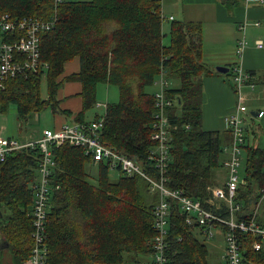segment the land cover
<instances>
[{
    "label": "trees",
    "instance_id": "trees-1",
    "mask_svg": "<svg viewBox=\"0 0 264 264\" xmlns=\"http://www.w3.org/2000/svg\"><path fill=\"white\" fill-rule=\"evenodd\" d=\"M161 1L0 0V13L19 17L55 14L54 25L40 33L39 71L5 81L0 87V111H6L9 103L15 105L19 117L46 105L58 109L54 103L56 90L64 81L60 77L64 64L77 57L79 69L67 76L81 84L83 106L77 122L101 119L102 142L135 157L143 170L155 175L157 168L148 155L156 144L151 137L154 93L158 89L154 81L163 68L168 80L164 91L171 100L166 112L175 126L171 127L168 185L226 215L225 201L212 192V168L223 166L224 151L231 140L224 144L218 131L203 129L198 100L202 77L212 72L224 75L236 91L233 70L230 67L221 73L208 66L203 60L200 22L169 19L161 10ZM240 1L222 0L227 6ZM43 74L45 98L40 94ZM98 83L116 85L118 98L100 103ZM95 106L104 109L86 120L85 111ZM257 128L251 122L245 125V142L241 145V151L246 152L245 181H238L235 199L240 204L236 214L245 219L254 215L253 203L264 193V149L246 143L249 134L256 135ZM51 150L54 165L46 218L47 264L119 263L127 252L152 255L159 194L149 190L148 181L136 173L120 174L111 180L106 163L93 162L82 146L67 141L52 143ZM40 155L38 145L25 146L0 160V264L6 247L13 264H29L33 227L30 182L37 176ZM93 163L97 166L96 183L90 180ZM149 193L158 197L150 201ZM168 201L167 263L210 264L208 247L196 236L198 225L186 223V213L179 203L172 198ZM237 233L240 264H264V239L255 249L253 243L261 240L260 235ZM223 264H228L227 260Z\"/></svg>",
    "mask_w": 264,
    "mask_h": 264
},
{
    "label": "built area",
    "instance_id": "built-area-1",
    "mask_svg": "<svg viewBox=\"0 0 264 264\" xmlns=\"http://www.w3.org/2000/svg\"><path fill=\"white\" fill-rule=\"evenodd\" d=\"M168 18L172 19L173 16L169 15ZM54 22L55 14L49 17L28 15L19 17L7 12L0 13V87H3L5 81L11 77H24L39 71L42 65L40 60V33L50 29ZM244 44L245 38L243 36L237 44L238 53H241ZM261 44L258 42V45ZM232 70L236 103L227 115L231 142L228 146V156L222 161L227 170V178L223 186H216L212 189L214 196L221 197L225 201L226 215L207 208L199 198L185 194L182 189L168 185L167 164L172 139L171 127L173 129L175 126L170 123L166 112L171 100L165 95L164 88L167 86L168 80L164 75L163 68L154 81L158 85V89L154 93L156 111L151 137L156 140V144L150 149L148 155V159L154 161L155 164H153L157 168L155 175L143 170L135 157L127 156L102 142L100 138L101 119L63 123L57 128H45L40 137L29 141H21L13 136H0V160H4L10 151L25 146L38 145L41 152L37 176L30 184L33 194L31 206L33 227L30 233L29 264H47L46 218L51 190L50 173L54 165L51 144L64 141L82 146L95 163L103 161L108 168L118 170L121 174L132 175L136 173L143 176L149 183V190L159 194V200L154 209L156 233L152 242V264H168L167 225L168 214L170 213L168 198L176 200L180 208L185 211V222L189 225L200 226L207 238L214 235L215 228H220L223 231L224 256L228 264H240L241 245L238 230L260 235L261 240H256L253 243V247L259 249L264 239V226L256 221L254 215L245 219L239 218L236 214L240 209V204L236 201L235 196L238 186L241 145L245 142L244 120L249 118L251 114L248 112L245 97L241 90L247 73L240 66H233ZM262 114L263 110L257 112V115ZM224 149L227 147L225 146ZM244 181L243 179L242 182Z\"/></svg>",
    "mask_w": 264,
    "mask_h": 264
},
{
    "label": "crops",
    "instance_id": "crops-1",
    "mask_svg": "<svg viewBox=\"0 0 264 264\" xmlns=\"http://www.w3.org/2000/svg\"><path fill=\"white\" fill-rule=\"evenodd\" d=\"M161 2V10L166 17L172 15L175 19L200 22L203 60L208 66L215 68L218 64H225L229 69L240 66L247 73L241 90L251 114L249 121L258 128L256 135L248 136V140L253 141L247 140L246 143L264 149V0H241L233 6L223 4L222 0H162ZM243 36L245 44L241 53H238L237 44ZM258 42L262 44L258 45ZM78 69L77 57L65 62L60 76L64 81L56 90L57 100L54 103L58 109L52 108L54 113L52 127L45 128H56L63 123L78 121L77 113L83 106L79 94L81 84L77 80L67 78ZM235 101L236 93L224 75L212 72L202 77V92L198 100L201 125L205 130L218 131L224 144H228L231 140L227 115L232 111ZM259 110H263L262 115H257ZM98 112L101 111L95 106L85 111L84 118L89 120ZM42 132L21 141L37 139ZM228 152V149L224 151L225 158ZM253 206L256 221L264 226V193L253 203ZM195 230H199L205 236L200 227L196 226ZM220 231L224 238L223 231Z\"/></svg>",
    "mask_w": 264,
    "mask_h": 264
},
{
    "label": "rangeland",
    "instance_id": "rangeland-1",
    "mask_svg": "<svg viewBox=\"0 0 264 264\" xmlns=\"http://www.w3.org/2000/svg\"><path fill=\"white\" fill-rule=\"evenodd\" d=\"M165 26L167 24L165 23ZM166 41H168V37H166ZM40 94L42 97L47 96V86L45 80V74L42 75L41 83H40ZM118 98V88L116 85L111 83H98L97 84V99L100 103H105L108 101H113ZM246 104V103H245ZM247 106V104H246ZM97 108L102 111L103 106H97ZM248 108V106H247ZM248 112L249 109H248ZM53 110L52 107L46 105L42 107L39 111H35L32 114L28 115L25 119L19 117L16 113L15 105L13 103H9L6 111H0V136H13L20 140L30 138L34 135L41 133L45 127H52L53 121ZM250 118H246L244 120V124H248ZM257 126V125H256ZM42 135V134H41ZM40 137V136H39ZM249 141H253L250 140ZM245 162H246V152L245 149L240 153V166L238 169V181L244 179L245 173ZM91 172V181H96L97 175V166L95 163L90 165ZM109 177L111 180H115L120 176V172L118 170H109ZM227 178V170L223 166H215L212 168V180L215 185H223ZM31 183V182H30ZM213 188L215 186H212ZM158 196L156 193L147 195V199L152 201L156 199ZM263 205V203H262ZM257 210V209H256ZM220 228H215V233L213 236L207 238L205 237L199 230H195L196 236L206 243L208 247V256L207 260L210 264H223L225 262V250H224V238ZM3 240V235L0 233V241ZM8 247L3 249L2 262L3 264H13L11 253L8 252ZM152 255L151 254H134L132 252H127L125 255V259L119 263H97V264H152Z\"/></svg>",
    "mask_w": 264,
    "mask_h": 264
},
{
    "label": "water",
    "instance_id": "water-1",
    "mask_svg": "<svg viewBox=\"0 0 264 264\" xmlns=\"http://www.w3.org/2000/svg\"><path fill=\"white\" fill-rule=\"evenodd\" d=\"M215 69L219 72H227L229 70V66L228 65H221V64H218L215 66Z\"/></svg>",
    "mask_w": 264,
    "mask_h": 264
}]
</instances>
